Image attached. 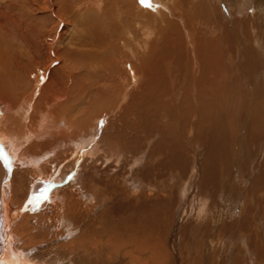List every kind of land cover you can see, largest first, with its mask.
<instances>
[{"label": "rangeland", "instance_id": "obj_1", "mask_svg": "<svg viewBox=\"0 0 264 264\" xmlns=\"http://www.w3.org/2000/svg\"><path fill=\"white\" fill-rule=\"evenodd\" d=\"M191 1L193 11L187 10L188 15L191 13L196 21L200 18L211 28L223 29L210 35L206 45L199 33L202 27L197 23L189 29L194 28L199 36L195 34L186 39L189 31H184L183 26L187 27L189 20H182L181 26H176L169 37L174 39L162 51V63L158 67L150 66L154 71L147 77L153 81L147 82L152 87L147 88L142 99L129 95L124 105L128 104V115L120 110L110 115L109 127L100 134L98 142L103 143L111 136L117 154L106 164L100 160L93 171L100 195L94 210L103 213L99 221L102 231L113 224L116 238L129 239L126 246H147L150 254L159 252L161 264H264V183L260 182L259 187L257 182L264 175V0H212L215 6L211 0ZM184 7L187 9L185 2ZM20 40L18 37L14 42L26 48ZM68 41L65 38L64 44L69 45ZM151 41L150 38L148 42ZM29 51L23 53L28 55ZM168 64L170 68L165 67ZM169 90L178 92V98L167 97ZM200 93L209 94L215 107L224 102L222 109L219 108V116H223L219 120L222 125L219 132L227 123V136H230V151L226 155L231 157L219 156L215 167L208 170L206 158L213 153L214 142L207 140L206 134L198 137L195 133H199L198 123L205 124V129L210 125L212 115L210 110L205 111V100H199ZM116 96L114 100H118ZM65 101L64 105L75 104L70 98ZM194 101H198L197 106ZM213 115L217 116L216 111ZM232 117L235 118L233 126L229 121ZM176 126L186 133V140L199 138L194 141L199 146L196 152L188 149V153L171 155L167 148H157L179 136ZM190 126L194 129L190 130ZM79 135L74 137L78 139ZM105 144H102L104 151H108ZM27 176L30 181L31 175ZM135 190L139 191L136 196L132 195ZM75 196L69 198L71 204L64 207L63 213L44 207L41 211L27 210L16 218L12 233L19 243L17 247L34 264H68L66 250L74 246L72 241L78 236L67 239V222L63 219L72 220L87 211L82 208L86 205ZM21 198H14L19 203L11 206L15 215L22 201L25 202L26 197ZM140 202L148 206L136 208ZM112 207L114 213L110 215ZM23 221L27 229L17 230ZM156 246L158 251H154ZM159 246L163 247L160 251Z\"/></svg>", "mask_w": 264, "mask_h": 264}, {"label": "bare ground", "instance_id": "obj_2", "mask_svg": "<svg viewBox=\"0 0 264 264\" xmlns=\"http://www.w3.org/2000/svg\"><path fill=\"white\" fill-rule=\"evenodd\" d=\"M210 2L215 6L212 0ZM189 9H193L190 0H0V264H34L17 247L19 243L12 233L16 218L27 210L41 211L44 207L56 210L57 214L63 213L64 207L71 204L69 198L72 195L81 199L80 203L86 205L82 208L87 211L79 216L75 214L78 217L70 221L63 219L67 222V239L78 236L72 241L74 246L66 250L68 264H161L159 252H152V255L147 246H126L129 239L116 238L113 224H108L107 230H101L99 221L103 219V213L94 210L100 195L93 171L100 160L101 164H106L114 153L117 154L108 134L107 139L103 136V143L98 142L100 134L109 127L110 115L118 110L128 112V104L124 105L129 95L144 97L151 86L147 81H153L147 77L154 71L150 66L158 67V63H162V51L174 39L169 37L176 26H181L182 20H189L188 26L182 28L189 31L188 38L185 37L189 39L195 34L199 36L194 28L189 29L197 23L202 27L199 33L206 45L210 35L217 31L221 33L223 28H211L200 18L196 21L191 13L188 15ZM17 35L26 48L22 46V49L19 47L22 43L14 42ZM167 37L169 40L166 41L164 38ZM65 38L69 45L64 44ZM150 38L151 43L148 42ZM21 49H29V54ZM169 64L165 67L170 68ZM166 94L178 98V92L169 90ZM208 95L200 93L198 96L199 100H205L204 109L211 111L213 121L206 129L205 124L198 123L199 133H195L198 137L206 134V139L214 142L213 153L206 158V170L215 167L218 157L230 151L227 123L219 132L222 126L219 120L223 119L219 116V108L222 109L224 102L215 107ZM115 96L118 100H114ZM66 98L75 104L64 105ZM194 102L197 106L198 101ZM214 111L217 116L213 115ZM229 121L233 126L235 118ZM189 128L194 129L193 126ZM79 131L85 134L81 136ZM176 131L179 136L157 148H167L171 155L188 153V149L196 152L199 146L194 141L199 138H188L193 139L188 142L180 126H176ZM75 134L79 135L78 139ZM104 143L108 151H104ZM27 175H31L30 181L26 179ZM257 182L258 185L264 183V175ZM148 191L151 194L150 189ZM132 193L136 196L139 191ZM14 198L25 201L17 215L11 207L13 203H19ZM144 206L148 204L140 202L136 208L145 209ZM109 211L113 215L114 208ZM85 220L88 225L84 224ZM26 225L23 221L17 230L22 231ZM93 226L95 228L89 231Z\"/></svg>", "mask_w": 264, "mask_h": 264}]
</instances>
